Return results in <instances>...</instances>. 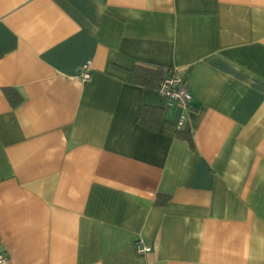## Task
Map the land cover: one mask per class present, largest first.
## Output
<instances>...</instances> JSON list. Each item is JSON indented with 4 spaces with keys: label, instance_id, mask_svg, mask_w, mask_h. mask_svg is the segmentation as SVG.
I'll list each match as a JSON object with an SVG mask.
<instances>
[{
    "label": "crops",
    "instance_id": "obj_1",
    "mask_svg": "<svg viewBox=\"0 0 264 264\" xmlns=\"http://www.w3.org/2000/svg\"><path fill=\"white\" fill-rule=\"evenodd\" d=\"M139 64L177 69L189 105ZM0 253L264 264V0H0Z\"/></svg>",
    "mask_w": 264,
    "mask_h": 264
},
{
    "label": "built area",
    "instance_id": "obj_2",
    "mask_svg": "<svg viewBox=\"0 0 264 264\" xmlns=\"http://www.w3.org/2000/svg\"><path fill=\"white\" fill-rule=\"evenodd\" d=\"M78 75L82 81H86L91 77V60H86L78 66ZM156 90L168 103H178L183 107H187L191 101V95L186 87L184 76L175 68L161 76ZM184 122L185 114H181L177 123L178 128L182 127ZM134 250L138 254H143L150 251L151 247L145 244L142 239H136ZM3 260L4 256L0 253V263Z\"/></svg>",
    "mask_w": 264,
    "mask_h": 264
},
{
    "label": "trees",
    "instance_id": "obj_3",
    "mask_svg": "<svg viewBox=\"0 0 264 264\" xmlns=\"http://www.w3.org/2000/svg\"><path fill=\"white\" fill-rule=\"evenodd\" d=\"M164 71L165 69L162 66L151 67L141 64L135 65L131 70L130 80L143 86L156 87ZM4 93L11 105H16L22 100V97L15 89L6 88L4 89ZM151 110L152 109L148 107H141L138 120L144 122L147 113ZM178 137L186 139L191 143L190 131L184 125L178 129ZM166 199V197H161L159 201L160 203H164Z\"/></svg>",
    "mask_w": 264,
    "mask_h": 264
}]
</instances>
